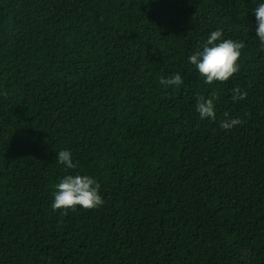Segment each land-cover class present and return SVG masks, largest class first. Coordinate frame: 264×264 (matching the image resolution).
Listing matches in <instances>:
<instances>
[{
  "label": "trees",
  "instance_id": "1",
  "mask_svg": "<svg viewBox=\"0 0 264 264\" xmlns=\"http://www.w3.org/2000/svg\"><path fill=\"white\" fill-rule=\"evenodd\" d=\"M260 3L0 0V264H264ZM218 28L246 47L207 85L188 56ZM213 90L215 122L195 110ZM78 172L104 204L62 215L55 185Z\"/></svg>",
  "mask_w": 264,
  "mask_h": 264
},
{
  "label": "clouds",
  "instance_id": "2",
  "mask_svg": "<svg viewBox=\"0 0 264 264\" xmlns=\"http://www.w3.org/2000/svg\"><path fill=\"white\" fill-rule=\"evenodd\" d=\"M253 11L257 23L256 37L260 47L264 49V3L258 4ZM245 47L244 41L225 38L223 29L218 28L212 31L206 40L199 43V50L188 56V62L198 71L205 84L227 83L240 71L239 61ZM182 83L183 78L178 72L159 78V84L167 88L179 87ZM231 92L233 102L245 100L248 95L247 91L242 90L239 86L233 88ZM218 99L219 93L215 90L207 97L204 95L196 96L195 110L202 120L216 121L215 102ZM223 116L225 119H222L219 124L222 129L230 130L243 123L239 117L232 118L228 112H224ZM56 160L67 170H74L78 167L69 150L59 151ZM55 188L51 208L57 211L62 210V215L74 211L77 207L87 211L98 209L104 204L100 195L101 185L88 174L79 172L75 175L68 174L55 185Z\"/></svg>",
  "mask_w": 264,
  "mask_h": 264
}]
</instances>
